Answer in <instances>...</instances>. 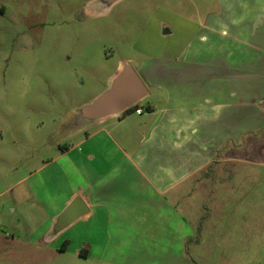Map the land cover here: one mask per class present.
Instances as JSON below:
<instances>
[{
	"label": "crops",
	"instance_id": "1",
	"mask_svg": "<svg viewBox=\"0 0 264 264\" xmlns=\"http://www.w3.org/2000/svg\"><path fill=\"white\" fill-rule=\"evenodd\" d=\"M216 1L187 9L157 4L143 25L142 59L133 66L120 58L101 89L55 121L58 140L48 137L45 158L36 149L37 123L31 133L20 131L28 128L23 122L19 134L30 167L19 171L18 165L12 183L0 186V231L20 242L0 244L6 262L19 254L45 259L47 251L71 245L75 251H143L149 238L162 236L165 245V235L176 232L179 246L190 243L193 262L185 263L204 264L194 254L199 248L234 240L231 229L220 232L219 215L246 203L252 215L238 209L237 219L264 235V197L255 201L252 190L254 170H264V0ZM125 64L145 95L124 112L83 116L81 108L107 90ZM136 106L143 111L136 113ZM229 165L242 173L230 175ZM212 166L224 172L219 182L227 191L205 179L202 208L200 176ZM72 202L79 214L62 225Z\"/></svg>",
	"mask_w": 264,
	"mask_h": 264
},
{
	"label": "rangeland",
	"instance_id": "2",
	"mask_svg": "<svg viewBox=\"0 0 264 264\" xmlns=\"http://www.w3.org/2000/svg\"><path fill=\"white\" fill-rule=\"evenodd\" d=\"M159 3L170 9L173 6L187 9L193 4L211 3L215 7L217 1L117 0L104 6L98 0H0V186L12 183L18 165L19 171L30 167L28 161L24 164V155L29 150L22 153L26 147L20 131L30 129L32 133L37 123L36 149L38 157L45 158L48 137L58 140L55 121L67 113L71 115L74 108L101 89L120 58H130L133 66L142 59L138 47L145 36L143 25L155 14L154 7ZM23 122L28 128L19 131L20 126H26ZM228 167L230 175L242 173L237 167ZM248 172L252 173L250 169ZM253 173L258 183L252 190H256L255 201H260L264 197V170L255 169ZM223 174L214 167L206 175L202 173L198 185L200 201L208 189L205 179H213L214 190L227 191V183L222 187L219 182ZM232 185L235 182L228 184L231 196L236 194ZM248 197L246 200L250 201ZM249 205L237 208V213L252 215L254 209ZM204 206L201 201V207ZM236 211L226 210V217L219 215L222 220L218 219L220 232L231 229L234 240L230 244L210 241L206 248L194 253L197 260L204 264H264V235L257 236L249 222L241 225ZM205 214L202 209L199 219L203 220ZM161 237H156L155 242L149 238L150 244L143 251H132L129 247L75 251V245H71L66 251H47L45 259L19 254L18 259L10 262L5 261L8 253L1 251L0 264H125V261L141 260L142 264H187L188 259L192 261L188 240L180 247L176 232L165 235V245ZM0 244L13 248L20 242L1 232Z\"/></svg>",
	"mask_w": 264,
	"mask_h": 264
},
{
	"label": "water",
	"instance_id": "3",
	"mask_svg": "<svg viewBox=\"0 0 264 264\" xmlns=\"http://www.w3.org/2000/svg\"><path fill=\"white\" fill-rule=\"evenodd\" d=\"M115 1L117 0H100L104 6ZM145 93L144 85L139 76L129 64H125L114 77L109 88L83 106L81 113L90 119L121 113L140 100ZM74 206L75 202H72L61 214L60 222L62 225L67 224L79 214L74 211Z\"/></svg>",
	"mask_w": 264,
	"mask_h": 264
},
{
	"label": "trees",
	"instance_id": "4",
	"mask_svg": "<svg viewBox=\"0 0 264 264\" xmlns=\"http://www.w3.org/2000/svg\"><path fill=\"white\" fill-rule=\"evenodd\" d=\"M135 106V105H134ZM133 106V107H134ZM199 237H200V229L197 230V234H196V238L193 241L198 242L199 241ZM189 241V240H188Z\"/></svg>",
	"mask_w": 264,
	"mask_h": 264
},
{
	"label": "built area",
	"instance_id": "5",
	"mask_svg": "<svg viewBox=\"0 0 264 264\" xmlns=\"http://www.w3.org/2000/svg\"><path fill=\"white\" fill-rule=\"evenodd\" d=\"M134 110L136 113H141L143 111V108L140 106H136V108Z\"/></svg>",
	"mask_w": 264,
	"mask_h": 264
}]
</instances>
